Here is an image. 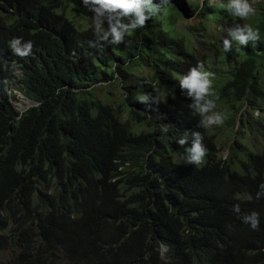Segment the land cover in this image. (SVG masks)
Returning <instances> with one entry per match:
<instances>
[{
    "label": "trees",
    "instance_id": "1",
    "mask_svg": "<svg viewBox=\"0 0 264 264\" xmlns=\"http://www.w3.org/2000/svg\"><path fill=\"white\" fill-rule=\"evenodd\" d=\"M219 3L210 18L231 17ZM260 6L234 23L259 28L261 40L234 42L210 65L195 53L202 30L173 28L198 13L195 0H170L125 43L102 50L88 46L95 36L74 14L90 13L80 0H0V88L19 68L25 96L37 103L21 113L0 99V230L20 249L14 264H264V198L256 199L264 142H254L264 133ZM14 37L32 40L33 54L16 56ZM199 62L219 72L213 87L217 108H228L224 127L247 134L252 147L197 127L179 79ZM141 67L148 73L132 78ZM110 82L123 89L118 107L94 93ZM144 93L159 103L147 107L138 99ZM193 131L208 149L200 167L180 161ZM236 204L261 214L258 231L241 222Z\"/></svg>",
    "mask_w": 264,
    "mask_h": 264
},
{
    "label": "clouds",
    "instance_id": "2",
    "mask_svg": "<svg viewBox=\"0 0 264 264\" xmlns=\"http://www.w3.org/2000/svg\"><path fill=\"white\" fill-rule=\"evenodd\" d=\"M258 0H220L219 7L226 9L230 15L241 20H247L257 12L255 4ZM170 3V0H80V4L90 12L91 21L85 30L90 28L95 36L89 40L88 46L96 49H104L105 45H119L126 42V37L132 35L137 29L144 28L146 22L156 16ZM198 12L205 11L204 0H195ZM261 40L260 29L249 23H234L226 29V35L222 37V46L225 53L232 50L234 42L241 46L249 43L256 44ZM11 51L18 57L24 58L33 54L34 42L24 40L23 37H14L9 41ZM117 65L112 66L115 78L120 79ZM215 73L205 69L203 62L191 67L189 71L179 79V87L183 95L191 99L187 107L193 110L199 117L198 128L211 129L213 126L222 125L227 118L225 113L216 111L219 95L215 91ZM139 101L147 107L158 104L159 101L148 93L141 94ZM164 132L169 127H164ZM191 145L186 152L180 153V161L197 167L203 166L208 152L204 144V134L200 131L191 133ZM176 143L180 146L188 144V136L179 138ZM264 198V182L258 186L256 199ZM233 211L239 215L241 222L248 225L253 231L260 229L261 214L258 211L241 213L239 204L233 205ZM163 250H165L163 248Z\"/></svg>",
    "mask_w": 264,
    "mask_h": 264
},
{
    "label": "rangeland",
    "instance_id": "3",
    "mask_svg": "<svg viewBox=\"0 0 264 264\" xmlns=\"http://www.w3.org/2000/svg\"><path fill=\"white\" fill-rule=\"evenodd\" d=\"M216 2H220V0H211L209 2V7L205 11L198 12L195 16L191 18H184L179 20L175 25H174V31L177 34H182V32H187L190 34L191 28L193 27H199L200 30H202L201 36H197L194 38V46H195V53H197L198 57L205 60H209L210 65H214L215 61L221 60L227 56L228 53H225L223 46H222V37L226 35V29L232 24H234V16H229V15H221L220 17L216 18H210V15L213 13L216 14L218 9L213 8V4ZM226 2V1H225ZM264 3V0H258V2L255 4V7L257 8V11L261 7L260 5ZM219 7V6H218ZM221 11L228 12L226 9L220 8ZM201 13H203L201 15ZM257 13V12H256ZM74 14L76 18H78L83 27L87 26L88 23L91 21V13H85L83 14L82 11L74 10ZM80 15V16H79ZM83 16V17H81ZM234 48V43L232 46V52ZM219 68L224 69L225 67L223 66V63L219 64ZM218 70H214L212 72L215 73V77H217V72ZM221 71V70H220ZM147 69L145 67L141 68H135L134 72L132 73V78L139 76V75H145L147 74ZM21 77V72L19 68H15V70L12 73V78L7 81L2 88H0V99L3 100L4 102H10L14 105L15 109L17 111H20L21 108H24L28 104V99L24 94V91L22 89V82L20 80ZM215 79V78H214ZM105 84V85H103ZM98 88L95 90V94L101 98L103 101L108 102L111 106L113 107H118V104L122 101L124 98L123 95V89H120L115 82H110L109 84L107 83H99L97 84ZM107 86L104 87V86ZM1 89H4V91H7L8 96L6 94L4 95L1 92ZM14 93L16 95L15 98H13L11 95ZM129 107V106H128ZM228 108L224 106H219L216 111H221V112H226ZM242 111L239 112V115L241 114ZM247 115V114H246ZM254 115H257V111H255ZM123 119L127 117V111L123 113ZM239 118V116H237ZM226 121V120H225ZM225 121L222 125L219 126H213L211 130L213 132L217 133V137L220 141H228L234 138H237V140H240L243 144H245L248 147H252V141L250 139H246L247 134L239 133L238 135L232 134L231 133V128L230 126L225 125ZM236 126L235 130L240 129L241 123L239 121H236ZM139 130H144L143 127H139ZM255 143H259V140L264 142V133L259 132L258 134L255 135ZM9 235L8 231H1L0 230V241H1V248H0V264H14V261L20 253V249L18 245H11L10 237L7 236ZM3 243V244H2ZM62 258V257H61ZM59 264H64L65 261L63 259L58 260Z\"/></svg>",
    "mask_w": 264,
    "mask_h": 264
},
{
    "label": "water",
    "instance_id": "4",
    "mask_svg": "<svg viewBox=\"0 0 264 264\" xmlns=\"http://www.w3.org/2000/svg\"><path fill=\"white\" fill-rule=\"evenodd\" d=\"M28 104L26 107H24L23 109H20V112L23 113L25 110H27L29 107L37 105V103L34 100L28 99ZM164 249H166L165 247H163Z\"/></svg>",
    "mask_w": 264,
    "mask_h": 264
},
{
    "label": "bare ground",
    "instance_id": "5",
    "mask_svg": "<svg viewBox=\"0 0 264 264\" xmlns=\"http://www.w3.org/2000/svg\"><path fill=\"white\" fill-rule=\"evenodd\" d=\"M21 109H23V108H21Z\"/></svg>",
    "mask_w": 264,
    "mask_h": 264
}]
</instances>
